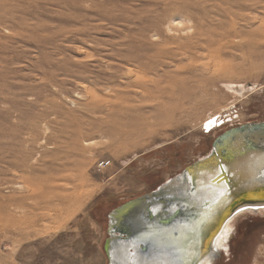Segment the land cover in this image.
Listing matches in <instances>:
<instances>
[{
  "label": "rangeland",
  "instance_id": "1",
  "mask_svg": "<svg viewBox=\"0 0 264 264\" xmlns=\"http://www.w3.org/2000/svg\"><path fill=\"white\" fill-rule=\"evenodd\" d=\"M263 121L264 0H0V264H108L109 213ZM229 222L209 264H264Z\"/></svg>",
  "mask_w": 264,
  "mask_h": 264
},
{
  "label": "bare ground",
  "instance_id": "2",
  "mask_svg": "<svg viewBox=\"0 0 264 264\" xmlns=\"http://www.w3.org/2000/svg\"><path fill=\"white\" fill-rule=\"evenodd\" d=\"M185 81L182 78L176 79L174 84H178L179 87L176 91H172V95L168 94L169 101L173 102L174 110L195 96V90L186 86ZM176 103H179V105ZM217 118L209 117L204 120L205 124L210 120L214 121L212 125H209L207 130L217 125ZM250 133L253 134V139L264 140V126L258 132L252 131ZM243 141L244 139L239 138L236 134L226 138L222 145L223 148L224 146H228V150L224 152L225 155L216 154L213 156V161L201 169L197 168L193 170L194 172L191 175H193L192 178L195 184L194 182L191 183V194L188 191L185 193L181 192L183 188L180 186L187 184L185 180L179 182L173 180L169 187H171L172 191L174 190V197L176 198H174L173 202L169 200L167 205L171 207V210L178 207L176 212L182 210L181 215L179 214L175 222L173 221L174 223L159 225L158 220H156L157 222H151L154 219L148 216V206L139 205L135 208V211L129 212L130 214L124 217L127 229L134 230V234L139 239L150 246L157 247V249L150 250L147 254L146 252H142L139 246L132 242L131 239L125 244L118 241L112 246L111 250L115 263L188 264L189 258L192 259L198 255V257H203L200 264H209L211 261L208 252L203 256L204 254L200 251L204 243L202 236H206L207 242L214 247L221 246L227 238L230 229L228 223H230L231 217L226 219L224 211L227 207L226 202L231 196V191L237 190L239 186L243 188L247 184L253 183L251 179L257 173H261L257 175V179L260 182L264 180V174L262 173V171L264 172V154H260V159L256 161L250 152H246L247 149ZM258 149L260 150V148ZM229 150L232 152L229 153ZM219 158H222V160H219ZM257 191L258 193L264 192V187H259ZM228 193L230 194L226 196L225 194ZM238 198L236 202L241 200L240 202L242 203L239 206L242 205L243 207V205H247L246 202H243L244 199L242 197ZM210 202L212 203L208 205ZM189 204H191L190 208L185 209V206ZM220 206L223 209L220 210ZM257 207L262 206L257 205ZM151 209L152 211L150 212H153V215L157 216L161 209L164 210V204H155ZM121 219L120 217L119 220ZM126 248L128 249V255L124 258L122 254H124L123 249L125 250Z\"/></svg>",
  "mask_w": 264,
  "mask_h": 264
},
{
  "label": "water",
  "instance_id": "3",
  "mask_svg": "<svg viewBox=\"0 0 264 264\" xmlns=\"http://www.w3.org/2000/svg\"><path fill=\"white\" fill-rule=\"evenodd\" d=\"M264 126V121L263 122H257V123H248V124H242L236 127H232L230 129L225 130L224 132H222L221 134H219L218 136L215 137V139L213 140V149L211 150V152L200 158L198 161L194 162L192 165H190L189 167H187L185 169V171H183L182 173H180L179 175L167 180L166 182H164L163 184H161L160 186H158V188L152 192H149L145 195H141L135 199H132L120 206H118L117 208H115L111 213H109V218H110V225L108 226V233H109V237L107 238L106 244H105V251H106V255L108 256L109 259V263L108 264H116L115 261L113 260V255H111V250H112V246L118 242L121 241L123 244L129 242V240L131 239L132 242L136 243V245L139 246L140 250L142 252H146L147 254L149 253L150 250L153 249H157V247L155 246H150L147 243H145L143 240L139 239L136 234H134V230H129L127 229V227L125 226L124 223V217H126L127 215H129L131 211H135L137 208V206L139 205H143L148 206L149 208L148 210V216L152 220L151 222H157L156 220H158L159 225L163 224H169V223H174L175 220L178 218L179 214L181 215V211H177V208H174L171 210V207H169L167 205L168 201L171 200V202H173L174 198V190L172 191V189H170L171 187L170 184L173 182V180L176 181H181V180H185L187 182L186 185L184 186H180L182 187L183 193H185L186 191H188V193L191 194V183L195 181L193 180V175H191L192 172H194L193 170H196L197 168H202L203 166L207 165L209 162L214 160V155L216 154H221V155H225L224 152H226V150H228V146H224V148L222 147V145L224 144V141L226 138L233 136V135H238L239 138L244 139V146L246 147L247 151L246 152H250L251 156L254 157V159H256V161H258L260 159V154H264V140H260V139H253V134L250 133L252 131H256L258 132L261 128H263ZM260 148V150L258 149ZM249 153V154H250ZM223 158V157H222ZM222 158L219 160H222ZM209 167V166H208ZM261 170V169H260ZM262 173L264 174V172L262 171ZM261 174V173H257L255 175V177L253 176V179H251V181L253 183L251 184H247L245 187H238L237 190L235 191H231V196L230 198L227 200L226 205L227 207L224 209L225 213L224 215H226V219L233 216L237 211L241 210L243 207L244 208H251L252 207H257V205L264 207V204H258V203H264V192H260L258 193V188L259 187H264V180H262L261 182L257 179V175ZM186 177H190V179H186ZM212 178V176H211ZM260 179V178H259ZM260 182V183H259ZM186 189V190H185ZM229 192V191H228ZM238 197H242L243 202H246L247 205H242L239 206V204H242L240 201L236 202V200H238ZM238 198V199H237ZM255 201V202H254ZM208 203V202H205ZM204 203V204H205ZM212 202H210L208 205H210ZM223 203H225V201H223ZM155 204H164V210L161 209L159 215L154 216L151 207ZM166 204V205H165ZM190 205L185 206V209H189ZM229 207V209H228ZM220 210L223 209L222 206H220L219 208ZM177 216V217H176ZM122 218L121 220H119V218ZM174 221V222H173ZM217 224V223H216ZM203 238V245L201 246L200 251H202L203 254H205V252H209L213 249H211V245L207 242V237L206 236H202ZM121 239V240H118ZM137 239V240H136ZM128 248V247H127ZM123 249V253L122 256L125 258L128 255V249ZM201 253V254H202ZM215 253V251H214ZM202 254V255H203ZM201 255V256H202ZM214 256V254H213ZM203 258V257H202ZM198 260H201V257H198V255H196L194 258H189V263L188 264H196Z\"/></svg>",
  "mask_w": 264,
  "mask_h": 264
},
{
  "label": "built area",
  "instance_id": "4",
  "mask_svg": "<svg viewBox=\"0 0 264 264\" xmlns=\"http://www.w3.org/2000/svg\"><path fill=\"white\" fill-rule=\"evenodd\" d=\"M108 161H105V160H101L98 162V167L101 169V168H104L108 165Z\"/></svg>",
  "mask_w": 264,
  "mask_h": 264
},
{
  "label": "snow or ice",
  "instance_id": "5",
  "mask_svg": "<svg viewBox=\"0 0 264 264\" xmlns=\"http://www.w3.org/2000/svg\"><path fill=\"white\" fill-rule=\"evenodd\" d=\"M214 123V121H212V120H210V121H208V123L207 124H205V129L207 130L208 129V127H209V125H212ZM186 179H190V177H186Z\"/></svg>",
  "mask_w": 264,
  "mask_h": 264
}]
</instances>
